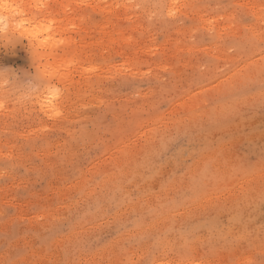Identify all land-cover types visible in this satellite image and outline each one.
I'll list each match as a JSON object with an SVG mask.
<instances>
[{
	"label": "rangeland",
	"instance_id": "374dc122",
	"mask_svg": "<svg viewBox=\"0 0 264 264\" xmlns=\"http://www.w3.org/2000/svg\"><path fill=\"white\" fill-rule=\"evenodd\" d=\"M22 1L56 46L0 15V264H264V0Z\"/></svg>",
	"mask_w": 264,
	"mask_h": 264
},
{
	"label": "bare ground",
	"instance_id": "6f19581e",
	"mask_svg": "<svg viewBox=\"0 0 264 264\" xmlns=\"http://www.w3.org/2000/svg\"><path fill=\"white\" fill-rule=\"evenodd\" d=\"M20 1V0H19ZM68 1V0H67ZM182 0H171L170 6L167 7L168 12L170 15L176 13V5ZM18 2V1H17ZM25 2V1H24ZM24 2L22 1V5L16 3V0H0V15L5 14L6 19L8 18H19V21L14 25V28L19 32L25 35L29 41L33 45H37L36 47H44L47 49H52L56 46V41L54 39V24L53 19L42 18V17H35L32 16L31 18L25 16V6L23 5ZM37 2V1H36ZM39 2V0H38ZM45 3V2H44ZM36 7V3H34ZM34 7V8H35ZM39 8V7H38ZM40 9V8H39ZM27 11V10H26ZM38 14V13H37ZM27 17V18H26ZM50 18V17H49ZM1 21V19H0ZM56 25V24H55ZM51 56V55H49ZM70 61H64L62 64L57 65L56 67L49 63L45 65V71L48 70L53 74H62V68L64 66H68ZM49 68V69H48ZM66 68V67H65ZM87 69V68H86ZM89 71V70H87ZM92 71V70H91ZM92 74V73H91ZM65 75H62V78ZM58 93L55 89H47L46 94L44 96L43 106L51 113L52 116L57 117L60 115V110L58 109L56 104H54V100L58 97ZM43 98V97H42ZM41 98V99H42ZM42 101V100H41ZM2 105H0L1 107Z\"/></svg>",
	"mask_w": 264,
	"mask_h": 264
}]
</instances>
